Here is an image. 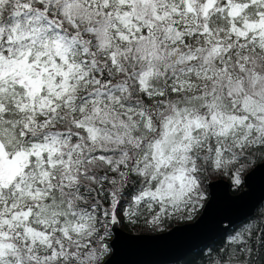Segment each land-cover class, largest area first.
Listing matches in <instances>:
<instances>
[{
	"label": "snow or ice",
	"instance_id": "obj_1",
	"mask_svg": "<svg viewBox=\"0 0 264 264\" xmlns=\"http://www.w3.org/2000/svg\"><path fill=\"white\" fill-rule=\"evenodd\" d=\"M254 145L264 0H0V264H106L109 224L191 216ZM201 258L264 264V221Z\"/></svg>",
	"mask_w": 264,
	"mask_h": 264
},
{
	"label": "water",
	"instance_id": "obj_2",
	"mask_svg": "<svg viewBox=\"0 0 264 264\" xmlns=\"http://www.w3.org/2000/svg\"><path fill=\"white\" fill-rule=\"evenodd\" d=\"M241 182L242 188L233 193L226 180L208 181L207 199L198 216L165 232H129L118 223L109 224L110 252L106 264H171L224 235L226 230L250 217L264 200V160L248 169ZM179 232L184 237L175 239Z\"/></svg>",
	"mask_w": 264,
	"mask_h": 264
},
{
	"label": "trees",
	"instance_id": "obj_3",
	"mask_svg": "<svg viewBox=\"0 0 264 264\" xmlns=\"http://www.w3.org/2000/svg\"><path fill=\"white\" fill-rule=\"evenodd\" d=\"M250 155L248 156L247 160L241 161L240 164L236 165L231 169V172L229 171H220V172H214V173H206L201 177V200L197 204L195 210L192 211L191 216L188 215V213H176L174 216H170L167 218H163L160 223L158 224H153L150 222H146V218L144 216H141L137 219L134 220H129L127 218H124L122 222L119 223V226L129 232H146V233H156V232H162L167 229H169L171 226L175 224H182L185 222H190L194 220L197 215L200 212V209L205 202L207 198V190H206V183L208 180L214 179V178H225L230 182V190L234 193L239 191L242 188V182L239 186H236L233 183V174H235L237 171L239 172L240 179L242 178V175L250 169L256 162L264 160V147L262 146H252L250 149ZM151 217H147V220H150ZM251 221L255 223H260L264 221V200L259 205L253 214L244 219L242 222L232 226L229 228L227 231H231L232 228H237L239 227L242 223ZM226 233V232H225ZM226 234L216 238L213 241L208 242L206 245L203 247H200L196 251L188 254L185 256L181 261L174 263V264H205L204 260L201 258V253L204 254V256H207V253L209 252L210 249L213 247L219 245L221 241L224 239ZM111 238V233L109 230V225H108V230L107 234L105 236V243L108 245V241ZM110 252V250H109ZM109 254V253H108Z\"/></svg>",
	"mask_w": 264,
	"mask_h": 264
},
{
	"label": "bare ground",
	"instance_id": "obj_4",
	"mask_svg": "<svg viewBox=\"0 0 264 264\" xmlns=\"http://www.w3.org/2000/svg\"><path fill=\"white\" fill-rule=\"evenodd\" d=\"M216 179H223V180H226V181L229 183V191L232 192V191L230 190V182H229L227 179H225V178H214V179H211V180H208V181H212V180H216ZM208 181H207V182H208ZM259 181H261V180H259ZM259 181H258V182H259ZM206 189H207V192H208L207 183H206ZM253 189H254V188H253ZM206 199H207V198H206ZM203 204H204V203H203ZM202 206H203V205H202ZM201 208H202V207H201ZM200 210H201V209H200ZM199 213H200V212H199ZM197 216H198V215H197ZM185 223H187V222H185ZM182 224H183V223H182ZM205 224H206V223H205ZM118 225H119V223H118ZM175 225H179V224H175ZM173 226H174V225H173ZM173 226H171V227H173ZM207 226H208V225H207ZM119 227H120V226H119ZM171 227H170V228H171ZM120 228H121V227H120ZM170 228H169V229H170ZM167 230H168V229H167ZM167 230H165V231H167ZM165 231H162V232H165ZM179 233H180V232H179ZM225 234H226V233H225ZM180 237L183 238V237H184V234H181V233H180L179 235L174 236L175 239H179ZM206 244H207V243H206ZM202 247H203V246H202ZM198 249H199V248H198ZM195 251H196V250H195ZM193 252H194V251H193ZM189 254H190V253H189ZM187 255H188V254H187ZM187 255H186V256H187ZM182 259H183V258H182ZM182 259H181V260H182ZM181 260H179V261H181ZM179 261H177V262H179ZM177 262H174V263H177ZM174 263H171V264H174Z\"/></svg>",
	"mask_w": 264,
	"mask_h": 264
},
{
	"label": "rangeland",
	"instance_id": "obj_5",
	"mask_svg": "<svg viewBox=\"0 0 264 264\" xmlns=\"http://www.w3.org/2000/svg\"><path fill=\"white\" fill-rule=\"evenodd\" d=\"M217 178H218V177H217ZM206 190H207V189H206ZM262 202H263V200L259 203V205H261ZM259 205H258V206H259ZM258 206H257V207H258ZM257 207H256V208H257Z\"/></svg>",
	"mask_w": 264,
	"mask_h": 264
}]
</instances>
